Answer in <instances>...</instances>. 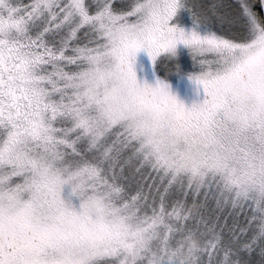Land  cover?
I'll return each mask as SVG.
<instances>
[{"label": "snow or ice", "instance_id": "snow-or-ice-1", "mask_svg": "<svg viewBox=\"0 0 264 264\" xmlns=\"http://www.w3.org/2000/svg\"><path fill=\"white\" fill-rule=\"evenodd\" d=\"M0 264H264V0H0Z\"/></svg>", "mask_w": 264, "mask_h": 264}]
</instances>
